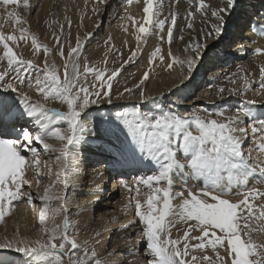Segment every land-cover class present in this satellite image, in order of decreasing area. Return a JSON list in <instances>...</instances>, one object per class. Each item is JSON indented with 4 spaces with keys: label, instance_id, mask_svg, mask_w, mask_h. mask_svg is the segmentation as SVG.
Instances as JSON below:
<instances>
[{
    "label": "snow or ice",
    "instance_id": "6c2138e0",
    "mask_svg": "<svg viewBox=\"0 0 264 264\" xmlns=\"http://www.w3.org/2000/svg\"><path fill=\"white\" fill-rule=\"evenodd\" d=\"M19 2L0 0V5L18 7ZM133 2L124 0L126 7L120 17L130 21L135 30L136 44L126 59L109 35L103 60L91 63L84 47L93 34L88 32L83 38L77 34L73 44L71 20L65 17L68 32L59 24L58 31L51 34L55 52L63 61L62 75L57 61L50 58L54 48L29 32L27 20L15 8L7 13L20 27L19 35L0 30V223L12 215L18 203L26 202L38 213L39 228L35 238L21 236L17 230L0 239V264H108L97 251L103 232L95 233L94 243L79 241L78 223L68 207L67 192L74 186L73 176L86 144L85 151L92 152L99 166L94 173L101 178L105 173L120 177L119 186L135 193L127 207L135 208L143 226L147 264H264V240L254 235L264 232V204L256 203L264 201V189L256 186L264 184V119L259 118L264 112L258 116L254 111L257 101L246 96L256 81L245 74L242 65L223 75L231 87L220 82L221 74H216L205 84L215 91L216 101L209 102L211 109L197 106L202 86L196 83L205 64L227 63L229 57L247 49L242 42L253 39L249 33L264 37V0H220L219 5L188 0L194 10L187 11L186 28H194L197 15L206 27L187 40L182 32L174 37L178 13L169 12L161 18L165 0H143L140 19L128 13L127 6ZM168 2L178 4L180 0ZM23 7L30 8L29 0H23ZM97 12L94 7L93 13ZM123 30L128 32V27ZM156 34L168 44L167 52L156 46L139 82L113 92V82L118 83L125 65L134 62L149 35ZM29 38L33 56L43 53L42 65L17 50L19 42L27 43ZM174 40L184 42L180 50L183 56L172 52ZM248 50L264 55V47ZM155 64L178 75L166 91L152 95L145 82ZM28 90L41 99H34ZM254 92L264 97V65H260ZM232 97L242 99L233 101ZM128 99L136 103H116ZM50 102H58L66 110L50 107ZM101 105L111 107L102 111ZM246 122H252L250 129L243 126ZM249 131L257 149L255 157L244 147ZM41 153L49 159L42 161ZM29 170L38 178L35 189L26 178ZM131 172L137 176L129 183L124 177ZM177 176L184 184L179 191L174 190ZM45 178L51 182L41 192L39 181ZM253 179L256 183L250 184ZM189 180L202 181V186L193 191L187 186ZM142 186L149 190L143 202L137 198ZM91 194L103 197L105 185L97 183ZM233 194L241 198L233 200ZM134 224L129 221L123 227ZM138 243L134 242L126 254L137 255ZM209 251L213 255H208ZM116 254V249H105L106 257Z\"/></svg>",
    "mask_w": 264,
    "mask_h": 264
},
{
    "label": "bare ground",
    "instance_id": "6f19581e",
    "mask_svg": "<svg viewBox=\"0 0 264 264\" xmlns=\"http://www.w3.org/2000/svg\"><path fill=\"white\" fill-rule=\"evenodd\" d=\"M30 8L25 10L23 7V0H20L19 6L14 5H0V25H3L0 30L4 31L5 34L15 32L19 35L18 28L15 20L9 18L7 13L13 11L15 8L23 19L27 20L29 32L35 34L41 42L47 43L50 47L54 48L50 58L57 61V65L61 67L62 75V64L63 61L55 52L54 40L52 38V32L58 31L59 24L65 25V33L68 32V25L65 17L71 20V37L73 44L75 42L77 34L82 38L86 33L91 32L93 35L85 43L84 55L87 56L91 63H100L105 52L108 50L105 41L108 36H112V43L115 44L116 48L123 53L124 59L129 55V50L134 48L136 44L135 30L131 25L130 21H122L120 17L124 14L123 9L126 7L124 0H103L102 3H98V0H29ZM206 3L212 5H219L220 0H206ZM98 8L97 13H93V8ZM128 13L137 19L143 17V0H139V3L133 2L130 6H127ZM190 9L194 10V6L188 3V0H180L178 4H170L168 0H165L164 7L161 13V18L168 16L169 12H176L177 24L174 29V37H178L181 32L185 37V40L191 35L195 37L201 27H206V23L201 22V17L196 16L194 20V28L189 30L186 28L187 19L186 14ZM82 17V19H81ZM128 27V32H125L124 27ZM167 24L165 28H167ZM253 36L252 40H245L242 43L248 46L244 51H240L234 57H229L227 63L223 61H217L215 65L205 64L199 69V73L196 78V83L202 87L198 90L200 95V102L197 106L209 109L212 108L210 101H216L214 88L208 90L205 86L206 81L213 80L216 74H221V81L226 86L231 87L232 85L227 84L223 81L222 77L224 74H229L236 71L237 65H242L245 69V74H251V77L255 79L253 89H250L246 96L248 99H254L257 101V106L254 111L259 113L264 112V97L256 95L254 89L258 87L259 83V68L260 65H264V55H254L248 49H254L255 47H264V37L258 33H249ZM127 41V44L124 42ZM183 41L174 40L171 48L174 54L184 55L181 52ZM160 45L162 50L166 53L168 50V44L159 40V34L149 35L147 44L143 45V51L134 62L125 65L120 75L117 77L118 83L113 82V92L122 91L124 87H132L135 83H138L142 78L144 71L149 68V59L152 51L156 46ZM26 59H34L36 63L41 64L43 62V53L41 52L37 56H33V50L31 49V40L25 43L24 41L19 42V48ZM236 51L235 46L233 52ZM112 54H109V61L111 62ZM121 61H117V66ZM111 66V63L109 64ZM150 79L145 82V88L149 94L155 95L160 92L166 91L170 84L176 79L178 72L173 71L171 74L165 71L162 64L153 65V70L149 73ZM239 84V80L237 81ZM27 90V89H26ZM30 95H33L34 99H41L38 94H35L33 90H28ZM175 99L176 97H172ZM233 101L240 100L242 97H232ZM118 104L125 106H131L136 103L135 99L119 100L116 101ZM50 107H60L61 110H66V106L59 105L58 102H50ZM102 111L107 110L111 106H99ZM191 108L192 105L187 106ZM228 107V106H226ZM259 118L264 119V116ZM250 124V125H249ZM244 127L251 128L252 122H246ZM65 127V125H61ZM252 134L249 131V139L245 142V150H251L252 155H257V149L252 140ZM53 142L54 141H49ZM89 145H84L81 148V160L78 165V172L73 176V185L70 186L67 192L68 207L71 218L78 223L79 229V241L89 240L94 241V237L97 231H102L103 235L100 237L102 243L97 246V251L101 257L106 258L108 264H147L148 257L143 254L144 243L142 239L143 226L139 221L138 217L135 218V208L127 207L129 198L135 193H129V191L118 184L120 177H109L107 173L103 178L97 176L94 173V169L99 166L94 163L96 157L90 151H85ZM54 158V156H53ZM264 158V157H262ZM49 157L44 153H41V160H47ZM81 166H85V173L81 170ZM55 171L56 166L52 165ZM88 169V170H87ZM43 171V170H42ZM147 172V170H145ZM144 174V173H140ZM132 176V177H131ZM137 176L136 172H131L130 175L124 177L129 183H132L134 178ZM26 178L31 179L33 188L35 189L37 177L32 170L26 173ZM53 176L51 180H54ZM50 179L45 178L39 181V190L43 192V189L51 182ZM97 183H103L105 185V194L103 197L97 198L91 194L92 189ZM255 179L250 180V184H255ZM175 191L181 190L184 187L182 177H174ZM188 187H192L193 191L196 188L202 186V181L189 180ZM257 187L264 189V184H256ZM145 188V187H141ZM57 190L62 191L61 186H57ZM235 193V190H233ZM123 197L121 204L119 205L117 198ZM231 199L236 200L241 197L233 194ZM144 201L143 198L141 199ZM179 203V201H174ZM257 205L264 204V201L257 200ZM55 206V202H53ZM258 211V210H257ZM62 219V217L58 218ZM129 221H135L134 225L127 228L123 227L127 225ZM179 225H177L178 228ZM253 226H257V222L253 221ZM38 213L33 211L30 205L25 203H18L12 211V215L5 217V221L0 223V239L5 235L11 237L14 232L19 230L21 236H28L35 238L38 232ZM106 231H103L105 230ZM175 236L177 235L176 228L173 229ZM182 234V233H180ZM258 239L264 240V232L255 233ZM140 241L135 244V247L139 249L137 255H127V249L132 247L134 242ZM105 249L108 252H112L114 249L117 250V254L113 257L105 256ZM223 254V252H222ZM208 255H213L211 251ZM67 264V261H66Z\"/></svg>",
    "mask_w": 264,
    "mask_h": 264
},
{
    "label": "rangeland",
    "instance_id": "374dc122",
    "mask_svg": "<svg viewBox=\"0 0 264 264\" xmlns=\"http://www.w3.org/2000/svg\"><path fill=\"white\" fill-rule=\"evenodd\" d=\"M250 125V124H249ZM81 170L85 173V171H86V169H85V166H81ZM88 170V169H87ZM132 177V176H131ZM30 181H31V179H30ZM37 181H35V183H36ZM147 191H149L147 188H142L141 189V195L139 196V197H137L138 199H142L143 198V200H145V196H144V193L145 192H147ZM134 195V194H133ZM132 196V195H131ZM123 200V197H118L117 198V201H118V203H119V205L121 204V201ZM22 204V203H21ZM134 217L135 218H137V216H136V214L134 215ZM180 226H178V228H179ZM143 231V230H142ZM177 232V231H176ZM175 232L173 231V236L175 237V234H174ZM182 233V232H181Z\"/></svg>",
    "mask_w": 264,
    "mask_h": 264
}]
</instances>
